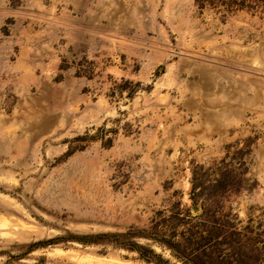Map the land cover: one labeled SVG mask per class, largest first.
I'll use <instances>...</instances> for the list:
<instances>
[{
    "label": "rangeland",
    "instance_id": "1",
    "mask_svg": "<svg viewBox=\"0 0 264 264\" xmlns=\"http://www.w3.org/2000/svg\"><path fill=\"white\" fill-rule=\"evenodd\" d=\"M224 156L264 223V0H0V264H154L91 235Z\"/></svg>",
    "mask_w": 264,
    "mask_h": 264
},
{
    "label": "trees",
    "instance_id": "2",
    "mask_svg": "<svg viewBox=\"0 0 264 264\" xmlns=\"http://www.w3.org/2000/svg\"><path fill=\"white\" fill-rule=\"evenodd\" d=\"M243 172L231 167L225 156L207 167L195 166L189 179L190 205L175 201L167 209L156 210L141 230L91 236H107L154 264H264L263 221L250 214L240 216L232 205L246 187ZM133 237L168 250L175 261L164 259Z\"/></svg>",
    "mask_w": 264,
    "mask_h": 264
}]
</instances>
